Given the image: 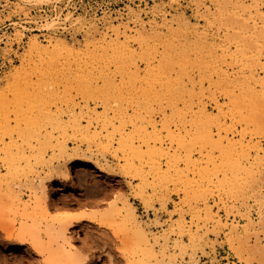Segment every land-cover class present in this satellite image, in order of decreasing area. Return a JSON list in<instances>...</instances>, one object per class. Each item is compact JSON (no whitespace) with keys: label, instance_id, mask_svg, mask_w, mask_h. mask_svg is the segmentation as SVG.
<instances>
[{"label":"rangeland","instance_id":"rangeland-1","mask_svg":"<svg viewBox=\"0 0 264 264\" xmlns=\"http://www.w3.org/2000/svg\"><path fill=\"white\" fill-rule=\"evenodd\" d=\"M30 1L31 0H20L17 3L16 0H0V98L3 99L5 97L3 101L7 100L5 101L6 104H4L5 102L0 99V178L1 176L3 177L0 179V182H3L0 183V205L7 211L6 213L4 211L5 219H8L6 218L7 213L12 211L14 213L12 212L10 215L8 213V216L11 217H9L10 220H15L18 216L20 217L19 213L21 214L23 212L21 211V207L23 208V206L21 205L18 211L14 210L17 209L18 204L16 203L19 201L16 197H20L22 203L26 201V203L30 204L28 210L31 211H29L31 215L36 216L38 222L39 219H41L39 228L42 230H39V238L41 241L44 240L43 243L45 245L46 242H49L44 234L46 232H43V230L47 228L46 226L52 224V226L54 225L53 227H59L63 221L73 220L71 221L73 225L70 228V233L72 234L71 236H75V244H78L77 247L81 255L93 257V259L96 260V264H130L132 261V263L139 262L138 258H142L141 261H144L143 263L149 264L147 262L151 259L147 260L143 257L142 250L139 252L138 248L132 245V240L131 242L129 240L131 232L128 230L131 229V231H133L132 229H134L137 224L143 226L150 236H154L153 234H155L157 237L159 235L161 236L163 233L164 236L168 234V249L166 252L171 257L175 255V262L177 264H246L245 261H247V264H264V218L261 220L262 216L264 217V207L260 205L262 202L261 197L264 196V162L259 171L257 169L251 178H249V175H247L248 178L245 177L246 175L245 173L242 174V171L236 174L237 170L232 168L235 170L234 172V170H231V167H226L230 164V160L228 161L223 157L226 154L221 151L219 153L217 149L213 150L212 145H205L204 142L198 143V138L195 137L196 134L193 132L195 129H193L192 136H194V141L192 139L191 142V138H189L190 142L187 141L186 144L187 149L180 146L181 144H178L176 141L172 143V153H175V156H173L174 162L173 160L171 161L174 165L169 164L172 167L170 170H167L166 158L159 154L154 155V157L149 156V153L147 155L148 151L145 146L147 141L145 142L143 138L147 139L148 137L143 136L142 138V134L139 133V129L149 127L147 122L150 123L155 120L156 123L158 122V130L160 129L159 131L161 132L162 138L168 143L169 139L166 136L168 127L173 130L174 125L179 126L180 122L182 124L187 121L192 123V121L189 120H193L194 118L196 121L193 120V122L195 121L197 123L198 119L200 121L204 119L202 126L205 125L206 127L207 124H209V128L215 130L217 128H215V126L218 124L219 126L223 125L222 128L229 130L231 128L230 131L237 132L236 134H238V132L239 134H246L247 140L251 137L254 142L262 141L261 144L264 146V118L258 122V117L260 115L257 117L255 111L253 113L251 110H247L249 106L252 107V104L257 105V103H254L253 100V103L249 101L250 104L245 106V103H249L248 100H250V98L247 99V97L246 100L243 99L246 97V95L244 96V89L238 87L241 86L242 81H251L253 79V83L251 84L252 87L253 85L254 87L256 86V91L261 89L258 83L255 84V82L264 79V49H261L262 54H256L253 49L250 48V50L249 47L247 49V46H241L242 49L244 47L245 52H249V57L254 56L252 61L256 62V64L242 57L238 46H236L238 40H235L236 30L240 32V29L236 27V25H234V28L233 24L229 23L228 20L229 15L233 12L231 8L232 5L230 4L229 6L230 9L228 14L220 17L217 12H219V6L224 3L220 1L227 0H218L219 6L218 2L215 3L217 0H175L174 2L173 0H171V2L170 0ZM228 1L232 2L235 0ZM257 1H259V3L261 2V5H264V0ZM195 2L198 3L200 10L197 8L198 6ZM251 3L252 0L244 1V4L247 6H251ZM207 10L210 12L214 11V15L210 12V15L205 14ZM132 12L140 13L146 25L153 24L154 26L152 32L151 30L148 31L149 35L148 33L144 34L147 35V37L150 36V38L148 37L150 41L148 38L146 39L144 35H134L136 41L138 39L141 40V36L145 37L144 39L142 37V39L145 40L144 42L143 40H138L137 42L134 40L135 42L132 43V49L134 48L133 52L135 54L132 53L130 57L123 58L119 57L113 50L109 49L103 51L105 50L103 49L102 52L104 54L107 52V54L104 55L101 49H91V44L88 49L86 48L87 50L85 48V50H79L78 45L85 43L87 40L86 32H88V27L91 22L97 23L100 29H103L104 25L105 27L111 25V27H114L118 23L132 21ZM143 12H145V14ZM162 12H168L165 14L167 20L170 21L173 15V23L171 21L172 25L170 21L166 20V23L168 22L167 24H170L167 25L170 26L168 30L165 28L167 26L162 19ZM154 13L158 14V16L154 17ZM200 14L201 16L205 14L209 16L210 19L204 20V18L198 17ZM67 16L69 17L67 18ZM212 16H214L216 20L213 19ZM151 18H153L154 21ZM50 19L51 21L53 19L52 23L57 28L55 32H53L55 33L54 36L58 38L65 37L66 40L69 42L73 41L77 45L74 49V56L73 54L67 56L68 54L66 55L67 52L65 51L61 53L59 51V54L56 53L58 57L59 55L62 56V58L61 56L59 58L57 57L58 59L55 58L56 55L54 56V54L53 56L52 54H47V56H51L53 61L57 59L59 61L57 62L56 60L55 62L57 63L47 61L48 58L50 60L52 59L45 55L43 56L44 59L41 57L42 59L40 58L41 60H38L39 56L35 54L31 45L28 44L31 43L30 40L34 36L39 37L40 41L44 40V37L49 34L44 26L51 22L49 21ZM182 21H184L185 25ZM130 26L134 27L133 24H130ZM149 27L148 25V28ZM192 27L193 30H196L195 27L197 28L195 31L196 34L192 30ZM172 28L173 30L171 32L170 30ZM177 30H179V32L182 30L185 34H183V32L179 34ZM198 30L200 33L202 32L201 34L203 36L205 33L207 39H200ZM173 31H175V33H173ZM18 32L21 33V36L23 34L21 38H19L17 34H14ZM160 34H162V36ZM233 34H235V38H233ZM182 36L186 38L183 39L184 37ZM171 37H173V39H171ZM152 38H155L154 40L156 42L152 40ZM167 38L173 40V47L172 43H170L171 41ZM174 38L178 40H174ZM211 38L218 40H216L215 44L217 48L219 44H221V49L213 48V51L211 50L212 52L210 48L209 51L207 50V45L209 43L210 45H214V41L209 40ZM167 40V43H170L171 46L170 44L167 46L165 43ZM205 41L208 43L207 45ZM200 42L203 44L205 43V46H202ZM44 43L47 44L46 42ZM261 47H264V44H262ZM51 48L55 49L57 47L50 46V49ZM222 48L225 49V51H223ZM76 49L79 50V52ZM183 49L188 53L182 51ZM214 49L217 50L215 51ZM90 50H92V52L94 50L93 58H88V56L92 54ZM27 51L32 52L30 54ZM87 51H89V53ZM108 51L110 54H108ZM178 51L179 53H177ZM99 52H101V56L98 55ZM182 52L188 55L181 57L182 55L180 54H182ZM80 53L83 54V57H81ZM84 53L89 55H84ZM112 53L116 54V56H113ZM28 55L30 56L28 57ZM31 55L33 56L31 57ZM172 55H174V58ZM256 57L260 58L257 59ZM27 58L29 60H27ZM78 59L80 62L77 61ZM20 60L22 62H20ZM42 60L44 63H41ZM169 60L173 63H170ZM47 62H49V64L53 63V66L51 64V66L47 65ZM33 63H35L37 67L40 66L41 69H35L34 67L36 66L33 65ZM54 64L57 66H54ZM26 71L27 75L25 73ZM15 73L17 75H15ZM221 73L226 75L223 76ZM11 75L14 77L16 76L15 79L18 81L16 82L14 78L12 79ZM18 75L26 76H23V78ZM222 76L225 77L226 80H223ZM20 78L28 80L24 82V80ZM88 78L91 84L88 82ZM105 78H107L108 81L109 79L113 81V88L112 82L109 81L110 84ZM173 79H176L175 82L177 81L179 83H175ZM170 80L175 83H173L174 85H177L172 86L169 83L171 82ZM28 82L30 84L27 85ZM108 83L110 85H108ZM84 84L90 85L87 86ZM257 92L262 91L260 90ZM242 96L243 98H241ZM242 99L245 102L241 101ZM215 101H219V104L223 106L221 114H217L218 112L214 109ZM203 102L205 106L208 107V112L211 111L208 117H218L217 120L213 118L216 122L213 120V122L207 121L205 120L206 118L198 116L200 114V105H202ZM241 103L246 109L242 107L244 109L241 110ZM44 108L46 113L48 111L46 114L48 118L46 115L44 116ZM263 109L264 108L257 109L256 111L264 113ZM245 110L252 113L248 114ZM89 111L95 112V115H98V117L97 115L95 116L96 119L94 121L101 117V120H97L98 123L96 121L97 124L94 123L96 126L98 125V127L107 125L110 120L115 121L117 125L121 121L122 126L125 127L123 135H125L126 132L129 136L126 137V134L123 138L126 137L128 141H134L132 146L135 151L132 150V146L130 149L134 152L133 154H135V152L137 153L136 147L137 149L139 148L140 150L138 151L140 152L138 153H140V157H134L129 147L124 148V144H122L123 141H121L122 146L119 147L121 144H118L120 142L117 140L120 139V136L117 134L114 135L112 147H109L110 149L107 151L104 150L103 152H105V154L102 153V150L99 151L101 155L99 153L97 154L98 148H95L96 145L91 142L92 145H90L88 139L86 140L84 136H82L84 134L81 133V135L80 131L78 133V127H74L75 125L82 126L86 124L82 115H86ZM261 115L264 116V114ZM3 116L7 118H5V121H3ZM183 116L185 118H182ZM72 117L79 119H73L77 123L74 121L72 122ZM33 121L34 123L35 121L38 122H36L35 125L31 123ZM55 121H58V124H55ZM79 121L80 124H78ZM28 125L29 127L32 125L30 129H28ZM33 125H35V127ZM26 127L27 131H23ZM135 127L139 129L136 131ZM33 128L37 131L38 135H35L37 133ZM109 129L112 131L110 126ZM28 131L32 132L31 136H27L29 139L26 137ZM137 132L140 134L139 136ZM148 132L150 133V131ZM41 133L43 136H41ZM131 134L132 137L130 139ZM32 136L34 138H30ZM48 136L52 138L50 139ZM140 137L143 141L139 139ZM26 139L28 142H26ZM236 139H239V137L236 136L235 140ZM87 143L90 145V150L93 152L92 154L89 153V145ZM129 144L131 145L132 143L129 142ZM59 145H61V148L63 146L62 150H60L61 148H59ZM5 147L6 150L11 149L10 154L14 152L11 154L14 160L9 159L11 155L8 151L6 152ZM18 151L19 154L17 153ZM21 151L26 154V156L24 155L25 157L30 159L28 174L26 171L27 167L23 165L27 159L23 156ZM114 152L120 156L121 160L114 157ZM7 153L10 155L9 157H7ZM15 153H17L16 156ZM28 153L31 155L30 158ZM253 153L254 151L252 150V156L254 155ZM39 154H41V156H39ZM211 154L214 155L213 157L215 160L214 158L213 160L216 166L215 163L213 164L214 166L210 163L206 165V161L212 158ZM18 155H20L21 158L23 157L22 159H25H18L20 158ZM32 155L34 158L37 156L38 158L41 157L39 161L42 160V165H40L37 159H35L37 163H33L35 161ZM238 155L231 153V157L233 156V158L237 160L241 156ZM188 156H190L192 163L196 162L194 165L187 164L188 161L186 162V160ZM15 157L18 159V162ZM121 157H123V160ZM233 158H231V163L234 160ZM241 158L243 160L242 156ZM10 160L13 161L12 164L10 163V167L13 165V168L8 167ZM19 160H21L20 163ZM91 160H96L102 164L107 171L102 172L96 170ZM225 161L229 164H224ZM72 162H76L77 165L76 168H71L73 179L67 180L65 177L66 169ZM106 162L107 165H105ZM158 164L162 165L161 173L165 171L164 169L166 167L167 171L165 172L169 174L168 177L161 178L162 180H158V177L161 175H156L155 173V165L158 166ZM31 168L34 169V171L31 170ZM204 168H207L209 172L203 171ZM234 174L237 177H234ZM239 174L240 177L242 176L241 179L238 178ZM35 175L40 176L39 178L42 177V180L45 179L43 183H45L48 188V190L46 189L48 191L47 201L51 200L50 204L56 206L47 212L41 206V208L38 207L37 209L40 203L38 200V203H36V199L40 196L41 191L40 187H38L40 186L39 183L33 181ZM236 179L237 181H235ZM35 196L36 198H34ZM218 201H224L223 203L226 204L227 208L218 211V209L214 207V210L212 209V215L218 211V216L223 223L226 221L229 224L234 222L240 226L247 227L249 221L255 224H260V222H262L261 225L263 228L259 227V225L257 228L249 231L243 230L239 237H237L228 234V229L226 230V228L216 227L209 219H206L209 220V222L207 226L204 227V220L207 218L205 208L212 207L215 205L214 203ZM14 204L17 206H14ZM35 205L36 207L34 208ZM12 207H14V209ZM244 207H248L249 209L248 211L250 213H248V217L250 220H246L247 217L245 218L243 216L246 213L244 212L245 210H243ZM10 208L12 211L9 210ZM235 208L237 210H235ZM229 211L231 213H228L229 217H227V212ZM235 212H239V214L237 215ZM32 213H34V215ZM199 213L200 217L198 216ZM1 214L2 212H0V217ZM13 214L17 216L14 217L12 216ZM240 214H242L244 218L240 216ZM81 215H88L91 218L84 221H74ZM105 215H109L108 218H106L107 216ZM196 215L198 219L200 218L199 220ZM103 216L106 218L105 221L109 222V225H112L111 227L109 226L110 228L100 224L99 221L105 219ZM134 219H136V223ZM14 223L16 224L17 220H15ZM212 225H214L213 228H215V230L217 228L221 231L216 230L213 234ZM195 226H201L202 229L196 233V231L194 232ZM181 227L184 228V230H182L183 235H180ZM205 228L212 230V232L208 230L209 232L207 235L206 233L203 235L204 232H207ZM163 229H165L164 232ZM190 229L192 230L190 231ZM47 230L48 229H46V231ZM125 231L127 233H125ZM34 232L37 233L35 230ZM114 232L117 234V237L114 236ZM0 234V264H44V257L35 254L30 245L17 249L4 250V245L8 244L11 246V243L3 239L4 235L2 233ZM190 234L193 236L196 235L194 238L193 236L191 238ZM127 236L130 237L128 238ZM2 240H5L4 243L1 242ZM38 242L40 243V240ZM134 243L136 242L134 241ZM136 244L138 246V243ZM143 246L144 245L140 244L139 248L141 249L142 247L143 249ZM158 248L159 247H157V249ZM140 262L138 264H140ZM150 262L152 263V260Z\"/></svg>","mask_w":264,"mask_h":264},{"label":"bare ground","instance_id":"bare-ground-1","mask_svg":"<svg viewBox=\"0 0 264 264\" xmlns=\"http://www.w3.org/2000/svg\"><path fill=\"white\" fill-rule=\"evenodd\" d=\"M18 0H16V2H17ZM20 1V0H19ZM18 1V2H19ZM32 1V0H31ZM30 1V2H31ZM34 1V0H33ZM175 0H173V2H174ZM198 1V0H197ZM204 1V0H203ZM220 1V0H219ZM244 1L245 0H235V1H232V2H230V1H220V2H224L223 3V5L221 4H219V2H218V0L215 2V3H217L218 2V6H219V12H217V14L218 15H220V17L221 16H224L225 14H228V11H229V9H230V4L232 5V13L229 15V17H228V20H229V23H232L233 24V27H234V25H236V27H238L239 29H240V32H237V30H236V38H235V34H233L234 35V37L233 38H235V40L237 39L238 41H237V45L236 46H238V49H239V52H240V54L242 55V57L243 58H245V59H248V60H253V54H254V52H253V54H252V56L253 57H249V55H248V53L249 52H245L244 51V47H243V49L241 48V46H247V49H248V47H249V49L251 48V49H253L254 51H255V53L256 54H260L261 53V49H264V47H261V45L262 44H264V5H261V2L259 3V1H257V0H252V3H251V6H247V5H245L244 4ZM17 2V3H18ZM170 2H171V0H170ZM201 2V1H200ZM251 2V1H250ZM8 3V2H7ZM194 3V2H193ZM196 3V5L198 6V3L197 2H195ZM202 3V2H201ZM16 4V3H15ZM25 4V3H24ZM162 5V4H161ZM196 5H195V7H196ZM200 5V4H199ZM206 5H208V4H206ZM213 5H214V3H213ZM27 6V5H26ZM204 6V5H203ZM209 6V5H208ZM207 6V7H208ZM163 7V6H162ZM172 7V6H171ZM210 7H212V6H210ZM216 7V6H215ZM246 7V8H245ZM12 8V7H11ZM155 8V7H154ZM199 10H200V7L198 6L197 7ZM217 8V7H216ZM17 9V8H16ZM158 9V8H157ZM164 9V8H163ZM207 9V8H206ZM151 10H153V9H151ZM156 10V9H155ZM197 10V9H196ZM195 10V11H196ZM199 10H198V12H199ZM214 10V9H213ZM128 11H129V9H128ZM161 11V10H160ZM162 11H164V10H162ZM203 11V10H202ZM201 11V12H202ZM141 12V11H140ZM147 12V11H146ZM159 12V11H158ZM206 12V11H205ZM209 10H207V13H205V14H209ZM133 13V12H132ZM144 14H145V12H143ZM152 13V12H151ZM166 13V12H165ZM164 12H162V19L165 21V25L167 26V25H170L171 24V21H172V17H173V15H172V17H171V21L170 20H167V16H166V14L168 13H166L165 14ZM210 13H212V15H214V11H212V12H210ZM57 14V13H56ZM130 14H131V11H130ZM160 14V13H159ZM204 14V15H205ZM58 15V14H57ZM154 15V17H157L158 16V14H156V13H154L153 14ZM195 15H198V14H195ZM202 15L201 16V14L198 16V17H201V18H204V20L206 19H210V17L209 16H207V15ZM210 15V14H209ZM55 16V15H54ZM108 16H109V14H108ZM152 16V15H151ZM216 16V15H215ZM69 16H67V18H68ZM161 17V16H160ZM217 17H219V16H217ZM26 18V17H25ZM57 18V17H56ZM59 18V17H58ZM66 18V19H67ZM119 18V17H118ZM212 18L213 19H215L214 18V16H212ZM44 19H46V18H44ZM64 19V18H63ZM132 19V21L130 20H128L129 22H127V23H118V24H116V26H114V27H111V26H107V27H105V25H104V28L101 30L100 28H99V25L97 24V23H95V22H91L90 23V26L88 27V32H86V38H87V40L85 41V43H82V44H79L78 45V48H79V50H81L82 51V49H88L89 48V45L91 44V46H92V48L91 49H93L94 48V50H99V49H101V52H102V50L103 49H105V50H103V51H107V50H113L116 54H118V56L119 57H125V58H127L128 56L130 57L131 55H132V53H134L133 51V49H132V47H133V45H132V43L133 42H135L136 40H135V38H134V35H137V34H140V35H144L145 33H148V31L149 30H151V32H152V30L154 29V26H153V24H148L150 27L148 28V25H146L144 22H143V18H142V16H141V14L140 13H138V12H136V13H133V17L131 18ZM152 20H153V18H151ZM200 19V18H199ZM199 19H197V20H199ZM219 19V18H218ZM43 20V19H42ZM58 20V19H57ZM103 20H104V17H103ZM166 20L167 21H170V24H167L166 23ZM188 20V19H187ZM196 20V19H195ZM201 20H203V19H201ZM212 20V19H211ZM216 20V19H215ZM39 21V20H38ZM49 21H51V19L49 20ZM52 21H53V19H52ZM52 21L51 22H49V23H47V24H45V20H44V24H45V29L49 32V34H47L45 37H44V40H42V41H40V39H39V37H37V36H34L31 40H30V42L31 43H28V44H30L31 45V48L35 51V54H37V56H39V59L38 60H41L42 58H43V56L45 55V56H47V54H52V56H53V54H54V56L56 55V57L55 58H57L58 57V55L56 54V53H58L59 54V51H60V53L62 52V51H65V52H67L66 53V55L67 56H70V54H73L74 53V49L76 48V43H74L73 41H68V40H66V38L65 37H56V36H54V34L55 33H53V32H55V30L57 29L56 27H55V25H53V23H52ZM62 21V20H61ZM107 21V20H106ZM154 21V20H153ZM152 21V22H153ZM33 22V21H32ZM37 22V21H36ZM46 22H47V20H46ZM64 22V21H63ZM74 22V21H73ZM73 22H71V23H73ZM77 22H78V20H77ZM81 22V21H80ZM175 22V21H174ZM183 22V24H184V21H182ZM189 22V21H188ZM187 22V23H188ZM192 22V21H191ZM190 22V23H191ZM208 22V21H207ZM151 23V22H150ZM155 23V22H154ZM156 23H157V21H156ZM163 23V22H162ZM172 23H173V21H172ZM186 23V24H187ZM60 24V23H59ZM59 24H57V25H59ZM130 24H133L134 25V27H131L130 26ZM161 24V23H160ZM159 24V25H160ZM164 24V23H163ZM172 25V24H171ZM185 25V24H184ZM189 25V24H188ZM231 25V24H230ZM41 26V25H40ZM158 26V25H157ZM197 26V25H196ZM22 27V26H21ZM159 27V26H158ZM160 27H161V25H160ZM163 27H165V26H163ZM168 27V28H167ZM167 27H165L167 30L169 29V27L170 26H167ZM185 27V26H184ZM187 27V26H186ZM194 27V26H193ZM193 27H192V30H193ZM232 27V26H231ZM43 28V27H42ZM59 28V27H58ZM65 28V27H64ZM86 28H87V26H86ZM182 28H183V25H182ZM200 28V27H199ZM235 28V27H234ZM18 29V28H17ZM21 29V28H20ZM25 29V28H24ZM26 29H29V28H26ZM36 29V28H35ZM160 29V28H159ZM185 29V28H184ZM195 29L197 30V28L195 27ZM33 30V29H32ZM172 30H173V28L170 30L171 32H172ZM183 30V29H182ZM182 30H180V32H179V30H177V32H179V34H181L183 31ZM196 30H193L194 31V33L196 34ZM234 30V29H233ZM169 31V32H170ZM176 31V30H175ZM175 31H173V33H175ZM23 32V31H22ZM40 32V31H39ZM69 32H70V30H69ZM151 32H150V34H151ZM176 32V33H177ZM198 32H199V30H198ZM7 33V32H6ZM58 33V32H57ZM158 33H160V32H158ZM200 33V32H199ZM202 33V32H201ZM200 33V34H201ZM234 33H235V31H234ZM14 34H17V36L19 37V38H21L22 36H23V34H22V36H21V33L20 32H18V33H14ZM183 34H185V32H183ZM192 34V33H191ZM199 34V38L200 39H204L205 40V38H206V36H205V33H204V36L201 34L200 35ZM238 34V35H237ZM3 35V34H2ZM148 35H149V33H148ZM154 35H155V33H154ZM161 36H162V34H160ZM174 35V34H173ZM193 35V34H192ZM145 37H146V39L149 37L150 38V36H148L147 37V35H144ZM158 36H159V34H158ZM203 36V37H202ZM208 36V35H207ZM4 37V36H3ZM9 37V36H8ZM142 37L143 36H141V40H143L145 37H143V39H142ZM182 37H184V36H182ZM197 37H198V33H197ZM84 38V37H83ZM148 38V39H149ZM168 38H170V37H168ZM167 38V39H168ZM186 37H184L183 39H185ZM210 38V37H209ZM215 38V37H214ZM214 38H211V39H209V40H212V41H214V45L213 44H211L210 45V43L208 44L206 41V45H207V50L209 51V48H210V51L213 49V48H217V45L215 44V42H216V40L217 39H214ZM2 39V38H1ZM14 39V38H13ZM12 39V40H13ZM91 39V40H90ZM137 39V38H136ZM155 39V38H154ZM153 38H152V40H154ZM158 39V38H157ZM156 39V40H157ZM161 39V38H160ZM163 39V38H162ZM171 39H173V37H171ZM169 40V41H171L170 43H172L173 42V40ZM176 38H174V40H175ZM180 39V38H179ZM196 39V38H195ZM200 39H198V40H200ZM207 39V38H206ZM15 40V39H14ZM29 40V39H28ZM90 40V41H89ZM135 40V41H134ZM139 40V39H138ZM137 40V41H138ZM141 40H139V41H141ZM168 40L165 42L166 44H167V46L170 44V43H167L168 42ZM176 40H178V39H176ZM136 41V42H137ZM145 40H143V42H144ZM147 41V40H146ZM149 41H150V39H149ZM155 41V40H154ZM160 41V40H159ZM203 41V40H202ZM218 41V40H217ZM44 42H46L47 44H45ZM55 42V43H54ZM148 42V41H147ZM156 42V41H155ZM211 42V41H210ZM89 43V44H88ZM198 43V42H197ZM201 44H202V46H205L202 42H200ZM213 43V42H212ZM221 43V42H220ZM11 44V43H10ZM9 44V45H10ZM138 44V43H137ZM143 44V43H142ZM147 44V43H146ZM145 44V45H146ZM218 44V43H217ZM235 44V43H234ZM261 44V45H260ZM30 45H29V47H30ZM139 45V44H138ZM141 45V44H140ZM149 45V44H148ZM212 46V47H210V46ZM220 45L221 44H219V46H218V48L217 49H219L220 48ZM259 45H260V47H259ZM50 46H55V47H57V48H55V49H50ZM136 46V45H135ZM143 46V45H142ZM170 46H171V44H170ZM169 46V47H170ZM175 46V45H174ZM10 47V46H9ZM141 47V46H140ZM172 47H173V43H172ZM31 48H30V50H31ZM77 48V49H78ZM224 48V47H223ZM222 48V50L223 51H225V49H223ZM11 49V48H10ZM76 49V50H77ZM84 49V50H85ZM86 49V50H87ZM216 49V50H217ZM221 49V48H220ZM238 49H237V52H238ZM250 49V50H251ZM9 50V49H8ZM32 50V51H33ZM79 50H77L78 52H79ZM83 50V51H84ZM94 50H93V52H92V50H90V52H92V54L90 55V56H88L86 53H84V55H87L88 56V58H93V54H94ZM215 50V49H214ZM215 50V51H216ZM252 50V51H253ZM31 51V52H32ZM76 51V52H77ZM182 51H184V52H186L184 49L182 50ZM188 51V50H187ZM213 51V50H212ZM211 51V52H212ZM28 53H30L31 54V52L30 51H27ZM88 53H89V51H87ZM96 52V51H95ZM101 52H99V54L98 55H100L101 56ZM109 52V51H108ZM112 52V51H111ZM184 52H182V54H180V55H182L181 57H183V56H185L186 54H184ZM210 52V53H211ZM83 53V52H82ZM103 53V52H102ZM106 54H107V52H105ZM177 53H179V51L177 52ZM176 53V54H177ZM186 53H188V52H186ZM223 53V52H222ZM263 53H264V51H263ZM65 54V53H64ZM78 54V53H77ZM81 54V53H80ZM104 54V53H103ZM102 54V55H103ZM106 54H104V55H106ZM108 54H110V52L108 53ZM113 54V53H112ZM116 54H113V56L115 55L116 56ZM135 54V53H134ZM134 54H133V56H134ZM184 54V55H183ZM262 54V53H261ZM34 55V54H33ZM33 55H31V57L33 56ZM63 55V54H62ZM83 54H81V57H83L82 56ZM179 55V54H178ZM177 55V56H178ZM180 55H179V57H180ZM188 55V54H187ZM186 55V56H187ZM30 55H28V57H29ZM36 56V55H35ZM61 55H59V57H60ZM66 56V57H67ZM73 56H74V54H73ZM72 56V57H73ZM76 56V55H75ZM78 56V55H77ZM97 56V55H96ZM95 56V57H96ZM132 56V57H133ZM173 56V58H174V55H172ZM27 57V56H26ZM42 57V58H41ZM47 57H50L51 58V56H47ZM58 57V58H59ZM65 57V58H66ZM80 57V56H79ZM97 57H99V56H97ZM118 57V58H119ZM41 58V59H40ZM55 58H54V60H55ZM57 58V59H58ZM61 58H62V56H61ZM67 58H69V57H67ZM71 58V57H70ZM118 58H117V60H118ZM171 59H173L172 57H170ZM185 58V57H184ZM183 58V59H184ZM257 58V57H256ZM260 58V57H259ZM259 58H257V59H259ZM22 59V58H21ZM36 59V60H37ZM44 59V58H43ZM47 59V58H46ZM52 59V58H51ZM56 59V60H57ZM72 59H75V58H72ZM76 59H77V57H76ZM75 59V60H76ZM80 59V58H79ZM79 59L77 60V61H79ZM130 59V58H129ZM132 59V58H131ZM182 59V60H183ZM186 59V58H185ZM24 60V59H23ZM27 60H29L28 58H27ZM55 60V61H56ZM60 60V59H59ZM69 60V59H68ZM119 60H120V58H119ZM119 60H118V62H119ZM33 61V60H32ZM35 61V60H34ZM46 61V60H45ZM47 61H50V62H55V61H53V59L52 60H50L49 58H48V60ZM170 61V63H173L171 60H169ZM185 61V60H184ZM247 61V60H246ZM20 62H22L21 60H20ZM36 62V61H35ZM57 62H59L58 60H57ZM57 62H55V63H57ZM80 62V61H79ZM186 62V61H185ZM184 62V63H185ZM250 62V61H249ZM254 61H252V63H253ZM27 63H28V61H27ZM39 63H40V61H39ZM41 63H44L43 62V60L41 61ZM40 63V65L42 66V64ZM48 64L47 65H50L49 64V62H47ZM78 63V62H77ZM38 64V63H37ZM53 64V63H52ZM51 64V65H52ZM182 64H183V62H182ZM254 64H256V62H254ZM33 65H35V63H33ZM43 65H45V64H43ZM50 65V66H51ZM36 66V65H35ZM50 66H49V68H50ZM53 66V65H52ZM54 66H57L56 64H54ZM183 66V65H182ZM35 69L36 68H39V69H41L40 68V66H36V67H34ZM53 68V67H52ZM182 68V67H181ZM38 70V69H37ZM29 72V71H28ZM26 73V75H27V71L25 72ZM25 73H23V74H25ZM10 74V73H9ZM14 74V73H13ZM19 74V73H18ZM31 74V73H30ZM222 75H223V73H221ZM15 75H17L16 73H15ZM26 75H23V76H26ZM224 75H226V74H224ZM223 75V76H224ZM12 76V75H11ZM19 76V75H18ZM23 76H19V77H23ZM222 76V79L223 80H226V78L225 77H223ZM16 77V76H15ZM15 77L14 76H12V79L14 78L15 79ZM32 77V76H31ZM31 77H29V78H31ZM107 77V76H106ZM24 78V77H23ZM26 78V77H25ZM168 78V77H167ZM170 78V77H169ZM225 78V79H224ZM6 79V78H5ZM20 79H22V78H20ZM89 79V78H88ZM87 79V80H88ZM107 78H105V80H106ZM172 79V78H171ZM262 79V78H261ZM22 80H24V79H22ZM22 80H19V81H22ZM26 80H28V79H25L24 80V82H26ZM31 80V79H30ZM174 80V82H175V80L176 79H173ZM222 80V81H223ZM253 80V79H252ZM250 81V80H247V81H242V83H241V86H238V87H240L241 89H244V96L246 95V97L245 98H243V96L241 97V98H243V99H245L246 100V98L247 99H249L250 98V100H248V102L250 101V102H252L253 100H254V103L256 102L257 103V105H255V104H252L251 106L252 107H250L249 106V108L247 109V110H251L253 113H254V111L257 113V114H255V115H257V117H258V122L262 119V118H264V116L263 115H261V114H264V113H259V111L257 112L256 110L258 109H262V108H264V79H262V80H257L256 82H255V84H257L258 83V86L261 88L260 90L262 91V92H257V91H260V90H257L256 91V86L254 87V85H253V87H252V83H253V81ZM15 81L17 82L18 80H16L15 79ZM109 81L110 82H112V88L114 87V84H113V81L111 80V79H109ZM108 81V79H107V82H109ZM168 81V80H167ZM171 81V80H170ZM14 82V81H13ZM31 82V81H30ZM89 83H90V79H89V81H88ZM87 82V83H88ZM105 82V81H104ZM109 82V83H110ZM172 82V81H171ZM169 82L172 86L175 84V83H179V82ZM20 83H22V82H20ZM86 83V82H85ZM108 83V85H110ZM174 83V84H173ZM28 84H30L29 82L27 83V85ZM91 84V83H90ZM90 84H84V85H90ZM106 84V83H105ZM23 85V84H22ZM25 85V84H24ZM177 85V84H176ZM176 85H174V86H176ZM240 85V84H239ZM30 86V85H29ZM25 87H26V85H25ZM108 87V86H107ZM27 88V87H26ZM88 88V87H87ZM111 88V87H110ZM28 89V88H27ZM258 89V88H257ZM5 98V97H4ZM3 98V99H4ZM231 98V97H230ZM1 99V98H0ZM3 99H1L2 101H3ZM241 100V101H244V100ZM5 101H7V100H4L3 102H5ZM3 102H2V104H3ZM238 102H239V99H238ZM245 102V101H244ZM250 102L249 103H245V106L246 105H249L250 104ZM240 103V102H239ZM243 103V102H242ZM241 103V107L240 108H242V107H244V105ZM253 103V102H252ZM1 104V103H0ZM4 104H6V102L4 103ZM199 104V103H198ZM200 104H201V102H200ZM254 105V106H253ZM197 106V105H196ZM201 107H200V109H199V115L198 116H200V117H202V118H206L205 120H207V121H212L213 120V118H215L216 116H213V118H211V117H208L209 115V112H210V114H211V111H209L208 112V110H207V108L208 107H206L205 106V104H204V102H203V104L202 105H200ZM3 107H4V105H3ZM3 107H1V108H3ZM214 107V106H213ZM46 108V107H45ZM45 108H44V111H45ZM88 108V107H87ZM87 108H86V111H87ZM199 108V107H198ZM197 108V109H198ZM245 109H246V107H244ZM244 108H242L241 110H243ZM48 109V108H47ZM46 109V110H47ZM218 113L217 114H221L222 113V111H223V106L222 105H220L219 104V101H215V108H214ZM3 110V109H2ZM5 110V109H4ZM93 110H95V109H93ZM85 111V110H84ZM83 111V112H84ZM261 111V110H260ZM263 111H264V109H263ZM4 112V111H3ZM5 112H6V110H5ZM198 112V111H197ZM245 112H247L246 110H245ZM252 112H247L248 114H250V113H252ZM47 113H48V111H47ZM46 113V111L44 112V116L47 114ZM50 113V112H49ZM97 115V114H96ZM95 115V112H91V111H89V112H87L86 113V115H82L83 116V119H85V122H86V124H83L84 125V127H83V125L82 126H80V125H78V126H76L74 123V127H78L77 128V130H78V133H79V131H80V134L82 133V134H84V135H82V136H84V139H88V141H89V143L91 142L92 144L94 143L95 145V148L97 147L98 148V151L97 150H95V151H97V154L99 153V151L100 150H102V153H104L105 154V152H103L104 150H109L110 148L109 147H112V145H113V139H114V135L115 134H117V135H119L120 136V139L119 138H117V139H119V140H117L118 142H120V143H118V144H121V141H123L122 142V144H124L123 145V147L124 148H128L129 147V149H130V147L133 145V140L131 141V140H129L128 141V139H126V137H129L128 136V134L125 132V135L127 134V136L126 137H124L123 138V136H125V135H123V130H124V128L125 127H123L122 126V122L120 121V123L117 125L116 123H115V121H113V120H110V121H108V123H107V125H103V126H101V127H98V125L96 126L94 123H96V121L97 120H99L98 118H97V120L96 121H94L95 119H96V116ZM254 115V114H253ZM252 115V116H253ZM50 116V115H49ZM197 116V117H198ZM218 116V115H217ZM249 116V115H248ZM4 117V116H3ZM46 117L48 118V116L46 115ZM97 117H98V115H97ZM121 117V116H120ZM256 117V118H257ZM6 116L3 118V121H5L6 119ZM50 118V117H49ZM81 118V117H80ZM182 118H185L184 116L182 117ZM195 118H196V116H195ZM211 118V119H210ZM248 118H250V117H248ZM255 118V119H256ZM52 119V118H51ZM55 119V118H54ZM73 119H75V120H79V119H77V118H75V117H72V122L74 121L75 122V120H73ZM82 119V118H81ZM80 119V120H81ZM122 119V118H121ZM216 120L218 119V117L217 118H215ZM50 120V119H49ZM101 120V119H100ZM103 120V119H102ZM123 120V119H122ZM193 120H195L196 121V119H194L193 118ZM193 120L192 119H190L189 121H192V123L191 122H188V124H187V122H184V124H182L181 122H180V124H179V126L177 125V126H175L174 125V128H173V130H171L169 127L167 128V138L169 139V141H168V143L167 142H165V139H163L162 138V136H161V132L158 130V122L156 123L155 122V120L153 121V122H147L148 124H149V127H145V128H141V129H139V128H136V131L139 129V133H141L142 134V138H143V136L144 137H148L147 139L145 138H143V140L146 142V144H145V146H146V148H147V155H148V153H149V156H151V157H154V155H156V154H159V155H161V156H163L164 158H166L167 160V168L165 167V171H167V170H170L171 169V165H169V164H173L174 165V163H172V161L171 160H173V162H174V157L173 156H175L174 154L175 153H172V151H173V145H172V143H174V141H176L178 144H181L180 146H182V147H184L185 149H187V141L188 142H192V139H193V141H194V136H192L193 134V132L196 134L195 135V137L196 138H198L197 139V142L198 143H202V142H204V144L205 145H212L213 146V150L214 149H217V150H219V153H220V151L221 152H223L224 154H226L225 156H223L224 157V159H227L229 162H230V164L229 163H227L226 161L224 162V164H226V165H228V166H226L227 168L228 167H231V170L233 171L234 169L235 170H237L236 171V174L237 173H241L240 171H242V174L243 173H245V177H247V175H249V178H251L252 177V175H254L255 174V172L257 171V169H258V171H259V169L262 167V165H263V162H264V146L261 144V142H254V140H253V138H249L248 140H247V138H246V134H243V133H240L239 134V132H238V134H236L234 131H230L231 130V128H230V130L229 129H224V128H222V126L223 125H221V126H219V124L217 125V126H215V130L214 129H212V128H209V124H207V126L205 127V125L204 126H202V123H203V120H197V123L194 121L193 122ZM216 120H213V121H215L216 122ZM249 120V119H248ZM31 121V120H30ZM182 121V120H181ZM184 121V120H183ZM200 121V122H199ZM212 121V122H213ZM36 122H38V121H35V123ZM52 122V121H51ZM54 122V121H53ZM101 122V121H100ZM99 122V123H100ZM119 122V121H118ZM32 124H35L34 123V121L33 122H31ZM58 124V121L56 122L55 121V124ZM75 123H77V122H75ZM97 123H98V121H97ZM96 123V124H97ZM193 123H195V124H193ZM201 123V124H200ZM7 124V123H6ZM78 124H80V121L78 122ZM141 124V123H140ZM182 124V125H181ZM36 125V124H35ZM35 125H33L34 127H35ZM6 126H8V125H6ZM31 126L32 125H30V127H29V125H28V129H30L31 128ZM106 126H108V127H106ZM109 126L111 127V129H112V131H110V129H109ZM37 127H40V126H37ZM142 127V126H141ZM173 127V126H172ZM171 127V128H172ZM206 129H205V128ZM76 128H75V130H76ZM149 128V129H148ZM36 129V128H35ZM193 129H195L193 132H192V130ZM33 130H34V128H33ZM134 130V129H133ZM23 131H27V127H26V129L25 130H23ZM32 131V130H31ZM35 131V130H34ZM135 131V130H134ZM135 131V132H136ZM148 131H150V133L148 132ZM36 133H37V131H35ZM41 132V131H40ZM39 132V133H40ZM77 132V131H76ZM134 132V133H135ZM29 133H30V135H29ZM32 132H29L28 131V134H27V132H26V137L27 136H31L32 134H31ZM138 132H137V134H138V136L140 135ZM149 133V134H148ZM22 134V133H21ZM25 134V133H24ZM34 134V133H33ZM148 134V135H147ZM35 135H38V133L37 134H35ZM22 136V135H21ZM41 136H43L42 135V133H41ZM85 136H86V138H85ZM236 136H238L239 137V139H236L235 140V137ZM24 137H25V135H24ZM23 137V138H24ZM48 137H50V136H48ZM131 137H132V134L130 135V139H131ZM139 138L141 141H143L142 140V138ZM22 138V139H23ZM28 138V137H27ZM30 138H34L33 136L32 137H30ZM41 138V137H40ZM46 138H47V136H46ZM52 137H50V139H51ZM189 138H191V140L189 141ZM25 139V138H24ZM23 139V140H24ZM29 139V138H28ZM48 139V138H47ZM188 139V140H187ZM27 140V139H26ZM25 140V141H26ZM49 140V139H48ZM47 140V141H48ZM149 140V141H148ZM38 141H39V139H38ZM50 141V140H49ZM116 141V140H115ZM26 142H28V140L26 141ZM87 142V141H86ZM129 142H131L132 144L130 145L129 144ZM144 142V143H145ZM170 142V143H169ZM51 143V142H50ZM90 143V145H92ZM117 143V142H116ZM125 143H126V146H125ZM128 143V144H127ZM196 143V142H195ZM11 144V143H10ZM10 144H8V145H10ZM88 144V143H87ZM122 144L119 146V147H121L122 146ZM7 145V146H8ZM65 145V144H64ZM89 145V144H88ZM90 145H89V153L90 154H92L93 152L90 150ZM127 145H129V146H127ZM12 146V145H11ZM13 146H14V144H13ZM60 147L59 148H61V145H59ZM135 146V145H134ZM10 147V146H9ZM65 147V146H64ZM96 148V149H97ZM204 148H205V146H204ZM210 148V147H209ZM212 148V147H211ZM9 149V148H8ZM32 149V148H31ZM63 149V146H62V148L60 149V150H62ZM88 149V148H87ZM5 150H6V147H5ZM10 150L11 149H9V150H6V152L8 151V153L10 154ZM33 150V149H32ZM31 150V151H32ZM131 150V149H130ZM132 150L133 151H135L134 150V148H133V146H132ZM131 150V152H132V154L134 153L133 151ZM138 150H140L139 148L137 149V147H136V151H137V153L138 152H140V151H138ZM175 150V149H174ZM212 150V149H211ZM212 150V151H213ZM252 150L254 151V155L252 156ZM88 151V150H87ZM240 152V153H239ZM7 153V154H8ZM14 153V152H13ZM12 152H11V154H13ZM18 154H19V151L17 152ZM17 153H15V156L17 155ZM21 153H22V151H21ZM32 153V152H31ZM96 153V152H95ZM136 152H135V154H133V156L135 157L136 156V158L138 157H140L139 156V154L140 153H138L137 154ZM231 153H235V155H241L242 157H243V160H242V158H241V156H240V158L237 160V159H234L233 158V156L231 157ZM237 153V154H236ZM7 155V157H9L10 155ZM23 154V156L25 155L26 156V154H24V152L22 153ZM100 155H101V153H99ZM229 154H230V156H229ZM21 155V154H20ZM20 155H18L20 158H18V159H22L21 158V156ZM28 155H30L29 153H28ZM85 155V154H84ZM96 155V154H95ZM233 155V154H232ZM238 155V156H239ZM17 156V157H18ZM24 156V157H25ZM39 156H41V154H39ZM94 156V155H93ZM99 156V155H98ZM104 156V155H103ZM214 155H212L211 154V159L209 160H207L206 161V165H208V163H210L211 165H213L214 163H215V158L213 157ZM31 157V155L29 156V158ZM32 157H33V155H32ZM96 157V156H95ZM114 157H116V159H120V156H118V154L116 153V152H114ZM227 157V158H226ZM229 157H231V158H233L234 160L232 161V163H231V158L230 159H228ZM16 158V157H15ZM27 160H25L26 162H24L25 164H23V165H25V167H27V174L29 173L28 171H29V168H30V166H29V164H30V159H28V157H25ZM24 158V159H25ZM34 158V157H33ZM41 158V157H40ZM40 158H38V156L37 157H35L34 158V161H35V159H37L38 161H39V159ZM91 158V157H90ZM97 158V157H96ZM122 158V160H123V157H121ZM189 158V159H188ZM188 158H187V160H186V162L188 161V163L187 164H195V163H192L191 162V159H190V156H188ZM213 158H214V160H213ZM9 159H11V160H14L13 158H12V155H11V157H9ZM17 159V158H16ZM18 159L16 160L17 162H18ZM24 159H22V160H24ZM223 159V160H224ZM10 160V162H9V165H8V167H10V163L12 164V162L13 161H11ZM37 160L35 161V162H33V163H37ZM97 160V159H96ZM92 161L91 160V163H92V165H93V167L96 169V170H100V171H102V172H105V171H107V169L105 170L104 169V167L102 166V164H100L99 162H97V161ZM105 160V159H104ZM103 160V161H104ZM117 160V161H118ZM121 160V159H120ZM8 161V160H7ZM20 161L21 160H19V163H20ZM42 161V160H41ZM41 161H39L40 162V165H42L41 164ZM98 161H99V159H98ZM53 162V161H52ZM105 162V161H104ZM170 162V163H169ZM212 162V163H211ZM27 163V164H26ZM32 163V164H33ZM79 163V162H78ZM166 163V162H165ZM27 165V166H26ZM37 165V164H36ZM76 165H77V163L76 162H72L71 164H70V166H67V169H66V173H65V177H66V179L67 180H72L73 179V176H72V171H71V168H76ZM79 165H81V164H79ZM105 165H107V162L105 163ZM13 165H11V167L10 168H13L12 167ZM156 166V170H155V173H156V175L157 174H160L161 176L160 177H158V180L160 179V180H162L163 178H166V177H168L169 176V174L167 173V172H165V171H162L163 173H161L160 171H161V166L162 165H159L158 164V166L157 165H155ZM214 166V165H213ZM215 166H216V163H215ZM23 167V166H22ZM24 167V168H25ZM29 167V168H28ZM36 167V166H35ZM9 168V169H10ZM208 168V167H207ZM207 168H204L203 169V171H208L209 172V170L207 169ZM232 168H234V169H232ZM26 169V168H25ZM37 169V168H36ZM163 169V168H162ZM167 169V170H166ZM207 169V170H206ZM11 170V169H10ZM22 170H23V168H22ZM31 170H33L34 171V169H32L31 168ZM229 170H230V168H229ZM235 170H234V172H235ZM243 170H244V172H243ZM24 171V170H23ZM32 171V172H33ZM202 171V172H203ZM8 172L10 173V171L8 170ZM25 172V171H24ZM37 172V171H36ZM169 172V171H168ZM37 173H40V172H37ZM36 173V174H37ZM108 173V172H107ZM154 173V174H155ZM168 175H167V174ZM247 173V174H246ZM109 174V173H108ZM139 174V173H138ZM199 174H200V172H199ZM241 174V175H242ZM165 175H167V176H165ZM235 175V174H234ZM251 175V176H250ZM140 176V175H139ZM159 176V175H158ZM40 176H36L35 175V177H33L34 179H33V181H35V182H38L39 183V185L40 186H38V187H40V191H41V193H40V196H38V198L36 199V203H38L37 202V200L39 201V203H40V205H38V204H36V205H38L37 206V209H38V207L39 208H44V210L47 212V211H49L51 208L53 209V208H55L56 206L55 205H51L50 204V202H51V200L50 201H47V196H48V188H47V185H45V183H43V181L45 180H42V177L41 178H39ZM234 177H237L236 175L234 176ZM1 178H3L2 176H1ZM0 178V179H1ZM157 178V177H156ZM162 178V179H161ZM238 178L239 179H241L242 178V176L240 177V174H239V176H238ZM237 178V179H238ZM248 178V177H247ZM237 179L235 180V181H237ZM246 179V178H245ZM3 180V179H2ZM251 180H255V179H251ZM1 181V180H0ZM156 181H157V179H156ZM234 181V180H233ZM0 183H3V182H0ZM235 183V182H234ZM47 189V190H46ZM56 191V190H55ZM39 194V193H38ZM36 195V194H35ZM52 195V194H51ZM16 198H18L19 199V201H17L18 203H16V204H18V207H17V209H14V207H12L15 211H18V208L22 205L23 206V208L21 207V211H23L21 214L19 213V215H20V217L18 218H15V220H17V223L15 224L14 223V221L15 220H13V219H9V217L10 216H8V213H7V217L6 218H8V219H5V215H4V211H5V213L7 212L1 205H0V212H2V214H1V217H2V215H3V219L0 217V233H2L3 235H4V238L3 239H5L6 241H8L9 243H11V246H9L8 244H6V245H4V250H9V249H17V248H22V247H25L26 245L28 246V245H30L31 246V248H32V251L35 253V254H37L38 256H41V257H44L43 258V260H44V264H96V260H94L93 259V257H90L89 255H86V256H83V255H81V252H80V250L78 249V247H77V245L75 244V242H74V237L73 236H71L72 234L70 233V228L72 227V225H73V222H71V221H73V220H71V221H69V220H67V221H63L62 222V224L61 225H59V227L57 228V227H53L52 226V224H50L49 226H46L47 228L46 229H48L47 231H46V229L45 230H43V232H46V233H44L45 235H46V238H47V240H49V242H46V245H48V246H46L44 243H43V241H41V239L39 238L40 236H39V230L41 229V228H39V226H40V224H39V222H40V220L41 219H39V222H38V220L36 219V216H32L31 215V211L30 210H28L29 209V203H26V201L24 202V203H22L21 201H20V197H16ZM15 198V199H16ZM34 198H36V196L34 197ZM262 198V202H261V204L260 205H262L261 207H264V196L263 197H261ZM259 199V198H258ZM17 200V199H16ZM23 200V199H22ZM55 200V199H54ZM245 200V199H244ZM243 200V201H244ZM220 201V200H219ZM215 202L214 204L215 205H213L212 207H207V208H205L206 209V216H207V218H205V220H204V227L205 226H207V224H208V222H209V220H210V222H212L216 227H219V228H221V227H223V228H226V230L228 231V234H231V235H235V236H237V237H239V235L243 232V230H245V231H249V230H252V229H255V228H257V226H259V227H261V228H263L262 227V222H260V224H255L254 222L253 223H250V218L248 217V213H250L248 210V207H244V209L243 210H245L244 212H246L243 216L246 218V220L247 219H249L248 221H249V223H248V225H247V227H244V226H240L239 224H235L234 222H232V223H227V221L226 222H224L223 223V221L219 218V216H218V211L219 210H223V209H226L227 208V206H226V204L225 203H223V202ZM221 201H222V199H221ZM19 202H21V203H19ZM247 202V201H246ZM13 203H14V199H13ZM53 204V203H52ZM246 204V203H245ZM244 204V205H245ZM248 204V203H247ZM36 205L34 206V208L36 207ZM241 205L243 206V204L241 203ZM14 206H17V205H15L14 204ZM41 206V207H40ZM249 206V205H248ZM31 207V206H30ZM33 207V206H32ZM214 207H216L217 209H218V211L217 212H215V214H213V215H216V216H213L212 215V209L214 208ZM240 207V206H239ZM16 208V207H15ZM238 208V207H237ZM229 209V208H228ZM10 211H12L11 210V208L9 209ZM8 210V211H9ZM214 210V209H213ZM234 210V209H233ZM235 210H237L236 208H235ZM240 210V209H239ZM20 211V210H19ZM28 211V212H27ZM30 211V212H29ZM226 211V210H225ZM13 212V211H12ZM12 212H10L9 213V215L12 213ZM231 212H232V208H231ZM230 211L229 212H227V217H229V214L231 213ZM14 213V212H13ZM18 213V212H17ZM229 213V214H228ZM236 213V212H235ZM16 214V213H15ZM15 214H13L12 216H17V215H15ZM33 215H34V213H32ZM237 215L239 214V212H237L236 213ZM235 214V215H236ZM198 215V214H197ZM197 215H196V217H197ZM232 215H233V213H232ZM105 216H107V215H105ZM109 216V215H108ZM108 216L106 217V218H108ZM134 216V215H133ZM199 217H200V213H199V215H198ZM240 216H242V214H240ZM242 216V217H243ZM261 216H262V214H261ZM35 217V218H34ZM93 217V216H92ZM104 217V216H103ZM243 217V218H244ZM11 218V217H10ZM13 218V217H12ZM88 218H91L90 216H88V215H81V216H79V218L77 217V219L76 220H74V221H84V220H87ZM102 218V217H101ZM100 218V219H101ZM105 218V217H104ZM106 218L105 219H101V221H99L100 222V224L101 225H103L104 227H108V228H110L112 225L110 224L109 225V222H107V221H105L106 220ZM263 216H262V219L261 220H263ZM95 219V218H94ZM197 219H198V217H197ZM200 219V218H199ZM198 219V220H199ZM206 219H209V220H206ZM90 220H93V219H90ZM107 220H109V219H107ZM135 220L136 219H134V222H135ZM234 221V220H233ZM264 221V220H263ZM252 222V221H251ZM55 223V222H54ZM75 223V222H74ZM136 223V222H135ZM134 223V224H135ZM211 223V224H212ZM257 223V222H256ZM48 224V223H47ZM60 224V223H59ZM198 224V223H197ZM210 224V225H211ZM199 225V224H198ZM214 225H212V228L214 227ZM110 226V227H109ZM209 226V225H208ZM49 227V228H48ZM134 227V226H133ZM132 227V228H133ZM184 227V226H183ZM183 227H181V232H180V235H183V231L182 230H184V228ZM189 227H191V226H189ZM197 227V228H196ZM196 229V230H195ZM195 229H194V232L196 231V233H198L199 231H200V229H202V227L201 226H195ZM206 229V231L207 232H204V234L203 235H205V233H206V235H207V233L210 231V232H212V230H213V234H214V232L216 231V230H218L217 228H216V230H215V228H213L212 230H210V229H207V228H205ZM34 230L38 233V236H37V233H35L34 232ZM42 230V229H41ZM133 231H131V229L130 230H128V231H130L131 233H130V242H131V240H132V245L133 246H136V248H138V250H139V252H141L140 250H142V256L143 257H145L147 260L149 259H151L152 260V263L149 261V262H147V263H151V264H177L176 262H175V255L173 256L172 255V257L166 252L167 251V239H168V234L166 235L167 236V238H166V236H164L163 234L160 236H155V234H153L154 236H150V234H147V232H146V230H145V228H143V226H141V225H139V224H137V226L134 228V229H132ZM164 230L165 229H163V232H164ZM192 229H190V231H191ZM209 230V231H208ZM258 230V229H257ZM127 231V230H126ZM125 231V233H127ZM218 231H221V230H218ZM165 232H167V231H165ZM193 232V231H192ZM182 233V234H181ZM1 235V234H0ZM158 235V234H157ZM196 235V234H195ZM195 235L193 236L192 234H190V236H191V238H192V236H193V238L195 237ZM218 235V234H217ZM43 236V235H42ZM114 236H116L117 237V234L114 232ZM128 237V236H127ZM126 237V238H127ZM128 237V238H129ZM38 238V239H37ZM5 240H2L1 242H3L4 243V241ZM40 240V243L38 242ZM163 240V241H162ZM134 241L136 242V243H138V246H137V244L136 243H134ZM162 241V242H161ZM136 244V245H135ZM140 244H142V245H144L143 247V249H142V247H141V249L139 248V245ZM161 245V246H160ZM2 246V245H1ZM157 247H159L158 249H157ZM20 250V249H19ZM137 250V251H138ZM25 251H27V250H25ZM24 251V252H25ZM21 252V251H20ZM28 252V251H27ZM167 254H168V258H167ZM170 256V257H169ZM141 259L142 258H138V260H139V262L141 261ZM144 259V258H143ZM145 260V259H144ZM137 261V260H136ZM154 261V262H153ZM133 262V261H132ZM130 263V264H135V263ZM138 261H137V263L136 264H138L139 263ZM144 261H141L140 262V264H142ZM179 263V262H178ZM245 263L247 264V261H245ZM143 264H145V263H143Z\"/></svg>","mask_w":264,"mask_h":264}]
</instances>
